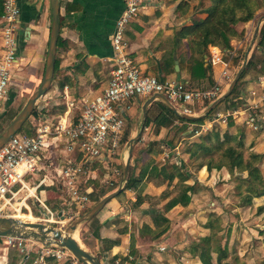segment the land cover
Wrapping results in <instances>:
<instances>
[{"label": "crops", "instance_id": "crops-1", "mask_svg": "<svg viewBox=\"0 0 264 264\" xmlns=\"http://www.w3.org/2000/svg\"><path fill=\"white\" fill-rule=\"evenodd\" d=\"M180 1L182 0H147L144 3V7L140 10L137 17L127 25L124 31L129 55L145 75L154 76L159 80L168 82H176L179 76V82L186 84L190 88H208L215 83L219 73L218 65H210V55L217 54L222 49L216 46H208V56L204 58V66L208 67L207 77L201 80L190 79L189 43L186 39L176 41L175 35L181 26L189 24L190 19H201L205 15L189 13L186 18L183 19L182 17L181 19H177L174 11ZM194 1L197 0H192V2ZM205 4L207 5L208 2L205 1ZM59 5V36L67 45H63V47L58 49V58L60 60L59 69L65 71V75L71 79V84L63 88V94L65 95V102H68L66 108V111H68L66 112L67 116L71 114L73 109H71V106L73 104L72 102H74L77 112L72 111V114H74L71 117H75L78 115V109L82 106L83 102L92 100L108 85L109 72L112 66L111 59L113 57L110 37L118 18L125 9V4L124 0H59ZM66 5L77 6L78 10L66 13ZM18 6L20 10L17 28L18 62L16 70L18 71H16L17 73L14 72V75L21 77L28 75L30 78L36 80L39 78L40 70L45 66L51 25L49 0H18ZM1 13L2 9L0 8V19ZM261 13L262 11L257 14V17L245 25V42L247 39L253 40L256 27L262 18V16H259ZM262 24L263 21L259 24V30ZM243 42L240 40L239 42L231 43L232 49L230 51L234 53V56L230 62V73L233 76L235 68L238 66L237 63L240 62V59H238L237 63H235V59L240 58L239 49L242 47ZM254 42L251 43L252 45L248 49V60L255 47ZM1 45L2 40L0 38V57L2 55ZM171 52H175L173 56V67L167 65ZM245 54L242 55L245 56ZM175 61L178 64V72L175 71ZM231 81H225L221 84L222 94L227 91ZM243 81L242 87L237 88L238 90L235 93L237 99L242 98L247 102L259 100L264 91V75L259 76L257 80L249 79L248 75ZM14 83L9 97L13 94V88L18 86L15 78ZM239 85H241V82L237 84V86ZM252 93H254L253 96ZM148 98H136L127 103V115L123 135H126L129 140L140 134L139 139L135 142H141L147 136L146 131L151 128V126L143 128L144 121L147 115L151 117V115L155 116L157 114L155 103L159 101H154L147 107L146 116L143 118L141 108ZM69 103L72 104L70 105ZM204 109H200L199 112L195 111L191 116L201 118L205 113ZM139 111L140 116L138 114ZM215 112H225L222 102L217 106ZM71 117L69 116L68 118L70 119ZM243 120L244 116L240 115V117L238 116L233 120L232 126H228L224 122L212 121L211 119L205 120L200 125H185H187L192 136H200L207 132L216 131L220 132L221 135L227 133L236 136L243 135V142L246 147L252 146V150L264 154V133L259 134L249 131L244 127ZM173 126L162 128L158 132H155V130L152 131L148 136H151L149 141L157 142L161 140V146H168V142L165 143L164 138L161 137L163 133H167ZM192 127L196 128L193 130ZM58 146L62 147L60 144L56 145L57 148ZM62 153L64 154L63 147ZM53 154L54 149L44 152L40 163L41 169L26 178L28 191L33 189L34 194L37 193L35 195L33 194L32 197L38 203L40 202V205L45 209H47L45 200L48 192L46 189L50 191L55 190L52 186V180L44 174L47 170L45 165L48 164L46 161H49ZM195 154L204 159L208 157L204 153ZM156 155L157 152L154 151L148 153L147 156L149 158L146 159L148 164L150 156L155 157ZM131 157L129 159L128 169L129 165H134ZM49 164L52 166L51 161ZM112 164L94 165L97 168V172L95 177L89 180L93 182L88 187L89 193L93 191L97 183H103L107 186H105L106 188L116 185L111 191L107 190L106 192L108 193L105 196L111 195V193L116 192L120 188L122 191V186L127 179L126 176L125 181H122L124 167L121 166L123 169L118 170L120 175L117 177L112 174L114 169H110ZM224 172L226 176L222 180L226 181V178H230V176L225 170L209 172L205 167H202L197 170L196 174H192V177L187 173L186 175L189 176V179L191 178V181L187 182V184L190 185L196 182L202 186V190L197 196H190L191 199L188 205L182 206L179 204L167 212L161 209L168 199L160 201L155 207V210H153V207L149 204V200L146 198H159L160 194L164 191L166 186L160 185L157 183L158 181L155 182L156 180L143 183L145 186L141 196H146V199H144L143 204L137 209L128 205L129 201L134 202L136 200V193L131 190L120 191L121 193L119 192L115 197L110 199L91 220L83 222L79 228L77 227L79 232L77 230L75 232L80 236V244L87 252L100 260L101 264L103 261H107L110 264L112 260H114L115 264H118L123 261L122 259L127 260L122 264H200L197 257L191 251L190 244L193 243L191 241H198L195 235H197V238L207 236L209 232L205 229V226L212 221L211 214L220 216L223 214L225 208L224 206H216L214 205L215 202H212L214 208L210 210V214L201 216L203 209L199 205L196 206V203L199 197L206 196L211 191L215 192L214 186L216 178L220 177ZM106 182L111 183V185H108ZM28 191L22 190L19 194L24 199L23 202L25 204L26 198L31 197L28 196ZM23 192L24 194L27 192L25 198L23 197ZM263 199L264 197L254 199L253 203ZM153 211L160 212L167 219L168 223L165 224L159 221L154 224L151 218ZM239 213L240 210L236 209L231 212V215L237 216ZM197 222L199 226L196 224ZM65 224L67 223L62 221L61 227L64 228ZM143 225H148L150 231L142 229ZM164 226L167 227L166 231L158 235V237H155V234H158L157 232L164 228ZM256 226L259 225L256 224ZM234 227L237 229L236 225ZM247 230V226H244L242 233L239 231L235 234L238 237L235 240H238L240 237L242 240L252 239L251 236L246 238V234H248ZM83 233L86 236L82 235ZM95 233L99 235L100 239L117 242L112 247L104 245L101 243V240L95 238ZM82 236H85L86 240L82 239ZM252 237L258 239L256 236ZM190 238L193 240H189ZM29 241H26V250L29 251L27 256L13 249L17 252L16 260H14L15 264H67L64 261H57L53 257H45L40 260L36 254V250L40 246L33 248L32 245L36 240L33 241L32 245L28 244ZM36 243L38 244V242ZM9 249L11 248L0 246V264H13L9 257L10 254L7 252ZM31 256H34V259L30 263Z\"/></svg>", "mask_w": 264, "mask_h": 264}, {"label": "built area", "instance_id": "built-area-1", "mask_svg": "<svg viewBox=\"0 0 264 264\" xmlns=\"http://www.w3.org/2000/svg\"><path fill=\"white\" fill-rule=\"evenodd\" d=\"M146 1L124 0L125 9L110 37L113 57L108 85L92 100L82 103L76 119L66 118L65 121L53 125L48 123L43 110H39L30 116L29 129H34V133L16 134L0 149V218L9 217L7 212L10 210L6 203L17 199L22 190L28 191L26 178L41 169L42 154L56 149L57 144L62 145L65 155L63 165L57 173V181L59 187L66 192L70 206L67 205V211H62L67 214L66 219L62 218L63 222L69 223L87 211L90 206L87 196L89 190H82V186L95 177V164H110L119 153L127 103L130 100L162 95L169 100L178 114L191 116L194 112L189 105L204 109L222 95L221 84L231 81L233 77L230 73V62L234 53L230 50H221L210 55L209 63L212 66L218 65L219 73L215 83L202 90L190 88L181 82L162 81L157 77L145 75L136 66L129 55L124 31L137 17ZM1 8L0 119L11 105L9 96L15 84L14 71L18 62L17 28L20 15L18 0H2ZM239 101L237 108L214 112L209 119L228 124L229 118L233 121L242 115L244 127L249 131L264 133V91L257 101L247 102L242 98ZM175 124L182 126L185 123L176 121ZM112 174L117 177L120 175L116 169ZM51 220L53 224L62 223ZM26 241L13 236H1L0 246L16 249L27 256L29 251L26 250ZM36 254L40 260L53 257L67 264H84L75 259L69 251L54 244H50V248L38 247Z\"/></svg>", "mask_w": 264, "mask_h": 264}, {"label": "trees", "instance_id": "trees-1", "mask_svg": "<svg viewBox=\"0 0 264 264\" xmlns=\"http://www.w3.org/2000/svg\"><path fill=\"white\" fill-rule=\"evenodd\" d=\"M205 1L208 2L207 5L205 4ZM191 2L192 0L180 1L174 11L175 17L177 19H181L183 17L184 19L189 13L204 14L205 17L201 19H190L189 24L181 26L177 31L175 40L177 41L186 39V41H188L190 48V79L201 80L207 77L208 67L204 66V58L205 56H208V46H216L222 49V51L231 50V41L242 40L245 35V25L253 20L257 12H259L260 10H264V0H198L196 8L192 6ZM1 7L2 0L0 1V8ZM76 10H78L77 6H65L66 13ZM63 45H66V42L63 41L60 36H58L55 56V68L52 82L55 79L56 72L60 70L58 49L60 47H63ZM255 47L256 48H254V50L259 51L262 58L256 61L255 54L252 52L249 60L247 61L245 70L239 77L240 79L238 83L242 82L253 71L256 72V74L259 76L264 75V22L259 30L258 40ZM174 55L175 52H171L170 57L167 61V65L170 67L173 65ZM238 59L240 58H236L235 62ZM70 81L71 79L67 75H64L63 78L58 81L57 87L59 88V90H63L65 86L71 84ZM237 84L233 89L231 95L222 101V105L225 111L235 109L240 104L239 99H237V97L235 96L238 88ZM194 89L202 90L205 89V87H195ZM155 106L157 109V114L154 117H149L147 115L143 126V128L152 126L155 132H158L162 128H169L173 126L175 121L183 122L185 124H203V122L209 119V116H212V114L217 109V107L214 108L212 111L206 113L201 118L187 121L175 115L162 102H156ZM9 109L11 108L9 107ZM9 109L6 114L9 112ZM64 111L65 109L61 107L59 109V112H56L55 115L59 116ZM36 112L37 110H34L32 115L36 114ZM48 113L49 112L45 114L43 112L46 120L48 117ZM4 116L0 119V122L3 120ZM13 118L11 119V121L13 120ZM74 119H76V117H74ZM51 124L56 125L54 122ZM232 125L233 121L231 118H229L228 126ZM33 133L34 129H29L28 127L26 132H23L21 134L30 135ZM18 134L19 133H17V135ZM128 140L129 138L126 135L122 136L119 152L120 150H123L125 148ZM251 147H246L244 145L243 135L236 136L229 133L221 135L220 132L216 131L207 132L206 134L200 136L198 140L190 142V144L186 148L185 153H189L190 155H195L194 153H204L208 156L207 160L200 161L198 168L205 167L209 172H219L225 170L231 178H234L237 181L234 189L236 190V196L239 197L238 207L241 209H251L253 207L254 199L264 197V174L260 169L262 160L264 159V154L252 150ZM118 155L119 153L114 157V159H116ZM130 166L135 167V165H129L127 179L122 191L131 190L136 193V200L134 202H130V206H133L136 209L143 204V201L146 198L147 200H149V203L152 206L156 207L160 203V201L166 200L171 193H173L174 195L169 198L168 201L164 204L163 207L165 211H168L179 204L182 206H186L190 202V196L195 195L202 190V186L196 182L190 185H186L189 176L186 175V173L176 165H171L169 166V169H167L164 165L149 166V164H147L137 174H135L134 169ZM243 174L245 175L244 177L242 176ZM145 179H148V182L155 180V182H157V179H159L157 183H159L160 185H165L167 187H165L166 190H164L160 194L159 199L156 198L154 200L155 197L141 196V193L145 186L143 184ZM91 183L93 182H86V184L82 186V190L90 187V185H92ZM169 186H172L170 190L168 188ZM107 193L108 192L106 191H101L95 194L92 191L88 193L87 196L88 199L89 197L92 198L91 201L96 204L103 197H105ZM261 211H263V207H258L256 209V213H260ZM211 216L212 221L205 226V229L208 230L209 234L207 236L199 238L195 244H192L191 248L192 253L197 257L200 264H222V262L228 258L226 244H221L224 240V237H222V234L220 235V233H222L221 231H223V228H221L220 216L216 214H211ZM151 218L154 224L159 221L165 224L168 223L167 219L164 218V216L160 214V212L153 211L151 214ZM142 229L150 231L148 225H143ZM166 229L167 227L164 226V228L160 229L159 232H157L158 234H155V237L161 235L166 231ZM94 236L96 239L101 240V243L109 247H112L117 242L109 241L107 239H100L99 235H97L96 233L94 234ZM33 259L34 256H31L30 263L33 261ZM122 260L123 261H121V263L119 262L118 264H122L124 261H127L126 259ZM102 264H108V262L103 261ZM110 264H115L114 260H112Z\"/></svg>", "mask_w": 264, "mask_h": 264}, {"label": "rangeland", "instance_id": "rangeland-1", "mask_svg": "<svg viewBox=\"0 0 264 264\" xmlns=\"http://www.w3.org/2000/svg\"><path fill=\"white\" fill-rule=\"evenodd\" d=\"M192 6L194 8H196V5L198 3L197 1L191 2ZM262 13L259 16H264V10H260L259 12ZM257 12V14L259 13ZM257 14L255 15V17H257ZM254 17V18H255ZM253 18V19H254ZM251 38V37H249ZM247 39V37H246ZM252 39V38H251ZM257 40H258V35L256 37V40L254 42L255 46L257 44ZM240 41V40H239ZM239 41H231L232 42H239ZM244 41L242 47L239 49L240 52V62L237 63V61L235 63H237V67L235 68V74L237 73V71L239 70V68L242 65L243 59H244V54L248 51L249 47L251 46L252 40L247 39L245 42V35L244 38L241 40ZM230 43V44H231ZM256 48V47H254ZM255 54V59L256 61H258L259 59H261V54L259 51L254 50L252 51ZM243 54V55H242ZM252 54V53H251ZM15 70L14 72L17 73ZM43 71L44 68L40 70V75H38V79H32L30 78L28 75H25L23 77L21 76H15V80L18 82L17 85L13 88V94L11 95V97L9 98V103L10 108L9 112L4 116L3 120L0 122V132H2L10 123L11 119L22 109V107L24 106L26 100L29 98V96L38 88L39 86V82L42 79L43 76ZM65 75V71L63 70H58L56 72V76L55 79L53 80V82H51V86L49 87V90L47 91L46 95L44 97H42L36 104L34 110H43V112L46 114L47 111L49 112L47 114V116L49 117L50 115V119L47 117V121L48 123H55L57 124L58 122H62L65 121L66 118H68L69 116H73L72 111L77 112V109L75 108V104L74 102L69 103L71 106V114L69 116H67L66 112V108L68 105V102H65V95L63 94V90H59V88L57 87L58 81H60L63 76ZM233 76V77H234ZM232 77V78H233ZM259 77V75L256 74V72H251L249 74V79H254L256 80ZM35 80V81H34ZM233 80V79H232ZM244 82V81H242ZM241 85L238 86V89L242 87V83ZM237 89V90H238ZM70 102V101H69ZM210 105V104H209ZM208 105V106H209ZM208 106H205L204 111L207 109ZM63 107L65 109V111L58 115H55V113L59 112V109ZM75 108V109H74ZM189 108H191V110L193 112L195 111H200V107L196 106V105H189ZM139 116H140V111L138 112ZM154 115H151V117H153ZM31 121H30V117L27 120V122L24 123V125L21 127V129L18 131L19 134L26 132V130L28 129V127H30ZM194 128L196 127H192V129L194 130ZM152 131H154V129L151 128L148 129L147 132V136L144 138V140H142L141 142L137 141L134 143V145H132V149H131V154H132V159H133V164L135 165V167H131L134 169L135 174L137 173V171H141L145 165L148 164V162L146 161L147 158H149L148 153H150L151 151L157 152V155L155 157L150 156V161H149V166H161L164 165L167 169H169V166L171 165H176L178 167H180L186 174L188 173L191 177L193 176L192 174H196L198 168V165L200 163V161L202 160H207V158H203L197 154L195 155H190L189 153H185L186 148L188 147V145L190 144V142L196 141L198 140V138L200 136H192V133L189 132V129L187 127V125L183 124L182 126H178L174 123V126L167 131V133H163L161 138H164L165 143L168 142V146L164 145L161 146V140L160 141H149L148 137ZM145 132V131H144ZM145 132V133H146ZM128 142V141H127ZM62 147L58 146L57 149H54V154L52 156V158H50L48 162V164H46V168L47 170L45 171V175L49 177L50 180H52L53 182V187L55 190L50 191L48 189H46L47 192V198L45 200V205L47 207V209H45L44 207H42L40 205V202L38 203L36 200L33 199V197H28L26 198V206L27 207H19L22 213H28V211L30 210V212L32 213V215L35 217V221L33 222H42L46 225L52 226L57 230H61L62 232H64L67 229V226H69V224L77 219H79L81 216L85 215L88 210L95 204L93 203L91 200L92 198L89 197L90 200V206L88 208L87 211H85L81 216H79L78 218H76L75 220L65 224V227L62 228L61 224H53L51 223L52 221H49L51 219H54L56 221H63V217H65L64 219L67 218V214L66 212H62L63 209H65L67 211V209L70 207L69 206V199L68 196L66 195V192L61 189L58 185V174L57 171L60 169V167L63 165V160L65 158L64 154L62 153ZM124 151V152H123ZM123 152V154H121ZM127 153H128V148L127 146L123 149L120 150L119 155L116 159L113 160V164L111 165L110 169H117V170H121L124 167V164L126 165L127 163ZM147 154V155H146ZM64 156V158H63ZM144 159V160H143ZM51 161L52 166L49 164V162ZM142 161H146L144 165H142L144 162ZM178 162H180L181 164H179ZM106 165H108L107 163H105ZM260 169L262 171V173L264 174V159L262 160ZM129 170V169H128ZM138 171V172H139ZM109 172V171H108ZM108 174V173H107ZM41 175V174H40ZM225 172L223 174L220 175V177L216 178V183H215V192H208V194H206V196H202L199 197L196 203V206H201V209H203V214L201 216H206L209 215L210 210L212 208H214V205L222 207L224 206L225 210L223 211V214L220 215V220H221V228H223V231H221L222 233H220V235L222 234V237H224V240L222 241V245L226 244V249L228 252V258L222 262V264H264V199L263 200H258L256 203H253V207L251 209H241L238 207V202H239V197L236 196V190L234 189L237 181L234 178H226V181L222 180L225 177ZM243 177L245 176L244 174L242 175ZM126 179V178H125ZM148 179H145L143 183L147 182ZM222 180V181H221ZM29 181V179H28ZM157 181H159V179H157ZM191 178L188 179L187 182H190ZM30 182V181H29ZM186 182V184H187ZM36 183V181H35ZM166 184V183H165ZM32 185V184H30ZM106 185H104L103 183H97L95 185V187L93 188V192L99 193L101 191H107L115 188L116 185H114L113 187H105ZM124 187V184L123 186ZM172 186H169V190L171 189ZM167 188V187H166ZM116 190V189H115ZM166 190V189H164ZM27 193V192H26ZM25 193V194H26ZM125 193V192H124ZM199 193V192H198ZM195 194V196L198 195ZM24 194V192H23ZM23 195V197L25 198L27 195ZM37 194V193H35ZM219 194V195H216ZM174 194L171 193L169 195V197H167V199L171 198ZM218 196V197H217ZM22 197V196H21ZM20 196L12 201V205L17 206L18 204L22 203V201L24 200L23 198H21ZM197 198V197H196ZM195 198V199H196ZM156 198H154L155 200ZM159 199V198H157ZM166 199V198H165ZM166 199V200H167ZM200 200V201H199ZM212 202H215V204L213 205ZM150 204V203H149ZM69 207H68V206ZM130 206V201L129 204ZM151 207L154 208L155 207L152 206L150 204ZM258 207H263V211H261L260 213H256V209ZM236 209L240 210V213L237 216H233L231 215L232 211H235ZM164 212L165 211L164 207H162V209ZM50 211V212H49ZM13 210L12 208H10V211L7 212V215L9 217H12L13 215ZM51 213V214H50ZM233 214V213H232ZM36 215V216H35ZM212 217V216H211ZM61 219V220H60ZM48 220V221H46ZM212 220V218H211ZM259 222V223H257ZM198 225V222L196 223ZM256 224H258L259 226H256ZM237 226V229L234 226ZM80 226V225H79ZM78 226V228H79ZM199 226V225H198ZM244 226H247L248 228V234H246V238L251 236L252 239H254V237L252 236H256L258 237V239H249V240H242V238L240 237L238 240H235V238H238L235 234H237L239 231L242 233V228ZM77 228V232H79ZM26 232H30V233H34L35 231H31V230H27ZM197 234V233H195ZM252 234V235H250ZM77 241H79L80 243V236L78 235V233L74 234ZM82 235H85V233H83ZM85 236H82V239H85ZM196 240H198L199 238H197V235H195ZM189 240H193V239H189ZM193 242V243H192ZM192 244H195L196 241H191ZM29 245L33 244V240L28 242ZM50 244H53L51 242H47L45 241L44 243H39L38 244L35 242L32 246L33 248L38 247V246H46L47 248H50ZM192 244H190V248H192ZM8 254H10V260L13 264H15L14 260H16V256H17V252L14 251L13 249H9ZM6 252V254H7ZM1 254V251H0ZM236 257V260H235Z\"/></svg>", "mask_w": 264, "mask_h": 264}, {"label": "water", "instance_id": "water-1", "mask_svg": "<svg viewBox=\"0 0 264 264\" xmlns=\"http://www.w3.org/2000/svg\"><path fill=\"white\" fill-rule=\"evenodd\" d=\"M50 7V15H51V25H50V33L49 40L47 44V53L45 59V66L43 71V76L41 81L39 82L38 88L29 96L26 100L22 109L18 112V114L13 118V120L8 124V126L0 133V149L12 138L14 135L18 133L21 127L32 115L34 108L37 102L46 95L49 87L51 86V82L54 75L55 68V56H56V47L57 40L59 36V15H60V5L59 0H49ZM264 22V16L261 18L260 22ZM259 22V24H260ZM259 24L255 30V36L252 40V43L255 40L257 32L259 30ZM252 45V44H251ZM251 47V46H250ZM248 52L245 54L243 62L233 80L229 84L227 91L222 94L219 98L213 101L205 110V113L212 111L216 108L225 98L231 95L233 89L239 81V77L245 70L247 61H248ZM175 71L178 72V64L175 61ZM179 82V76L177 77L176 83ZM154 101L162 102L169 108L175 115L179 118L187 121H192L198 119L200 117H193L183 114H178L174 106L169 102L167 98L162 95H153L149 97L143 104L141 111L142 116L145 118L147 113V107ZM203 115V116H204ZM202 117V116H201ZM140 134H138L135 138L130 139L127 142L128 154H127V163L123 169V177L122 181H125L127 176V169L129 159L131 157V147L132 144L139 139ZM121 191V188L116 192L111 193V195H107L103 197L98 203H96L90 210L79 219L71 222L67 229L62 232L61 230H57L52 226L46 225L42 222H27L22 221L14 217H5L0 218V237L1 236H13L25 240H33L39 243H44L45 241L51 242L59 248L66 249L69 251L72 256L84 264H101V262L89 252H87L84 247L74 238V233L77 230V227L83 223L91 220L100 210L101 208L115 195H117ZM27 230L35 231L34 233L26 232Z\"/></svg>", "mask_w": 264, "mask_h": 264}, {"label": "bare ground", "instance_id": "bare-ground-1", "mask_svg": "<svg viewBox=\"0 0 264 264\" xmlns=\"http://www.w3.org/2000/svg\"><path fill=\"white\" fill-rule=\"evenodd\" d=\"M28 194H29L28 196H31L32 197L33 194H34V190L33 189H30L28 191ZM17 197H19V195H17ZM6 207L9 210H10V208H12V210L14 212L13 215H12V217H14V218H17V219L22 220V221H27V222H33V221L36 220L35 217L30 212L25 213V214L21 212L22 209L20 210L19 207H27L26 204L23 201H22V203L18 204L17 206L12 205V202H7L6 203ZM49 221H52V220H49ZM76 233L77 232H75L74 234H76ZM74 238L76 239L75 235H74Z\"/></svg>", "mask_w": 264, "mask_h": 264}]
</instances>
